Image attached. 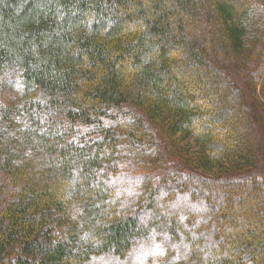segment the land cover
<instances>
[{
  "label": "trees",
  "instance_id": "obj_1",
  "mask_svg": "<svg viewBox=\"0 0 264 264\" xmlns=\"http://www.w3.org/2000/svg\"><path fill=\"white\" fill-rule=\"evenodd\" d=\"M255 119L264 131L252 0H0V264L125 259L152 233L181 250L158 264H264Z\"/></svg>",
  "mask_w": 264,
  "mask_h": 264
},
{
  "label": "rangeland",
  "instance_id": "obj_2",
  "mask_svg": "<svg viewBox=\"0 0 264 264\" xmlns=\"http://www.w3.org/2000/svg\"><path fill=\"white\" fill-rule=\"evenodd\" d=\"M252 3L258 5L259 7L264 6V0H252ZM229 65L230 64H228L227 66L228 68H229ZM230 71L232 73L228 75L229 83L232 84L233 88H238L240 90L241 94L239 93V95H242V99L245 102L244 103L245 108L248 110V112H249V109L253 110L254 103L252 100V96L246 86V83L243 81V79L240 76L241 72L235 69L234 66L232 67V70ZM11 84L13 88L16 86L17 82L13 79ZM16 92H17L16 87L12 90H10L9 88L8 91H5L3 93L2 99H5L10 102H14L17 100ZM210 102L212 103L214 107H217L218 105L223 106V103L220 102V100L218 101V100L213 99ZM232 108L236 112V117L235 115L233 116V118H235V121L232 126L233 127L236 126V130H239V128L246 122L244 115L247 113H243L242 111H240L239 108H236L235 106H232ZM254 123L259 132V137L262 140V158L257 164V166L255 167L254 172L259 173V174H264V131L257 119H255ZM136 183H137L136 176L134 174L127 173L118 183L120 185L119 187L122 188L120 189V193L123 192L124 196H126L127 199L129 200L133 189L136 188L135 187ZM250 191H251L250 188H245V187H241V189L237 190V192L241 193V196L243 198L242 203H241L243 206H246V203H248V205L251 204L253 200L251 199L253 198V196H252V192ZM223 192H225V196L233 195L232 194L233 192H231L230 189L224 190ZM263 202H264V197H263ZM231 207L233 208V206ZM222 209H223V206H222ZM250 210L249 211L247 210V212H245L244 215L241 217L244 219L243 223H246L247 221L248 224L250 223L257 224L259 217L263 216L260 213L261 210L259 212V209H257L254 206H251ZM230 212H232V210ZM200 217H201V214L199 212H195L194 218L200 219ZM248 224L246 225L247 228H248ZM242 231L243 230H240L239 233L231 234L230 236L233 238L236 235V237L240 239L241 236H243ZM154 234L155 233H152L148 238H144L143 240L142 239L138 240L137 241L138 243L135 246H133L132 250L130 251L131 253L125 259L118 258V257L117 258H113V257L104 258L102 256V257L96 258V260H93L90 264H158L160 261L164 262L169 259L171 261L175 260L176 257L179 256L178 253L181 251L179 244L171 241L168 235L165 237V236H159V235L155 236ZM154 236L157 238H154Z\"/></svg>",
  "mask_w": 264,
  "mask_h": 264
}]
</instances>
